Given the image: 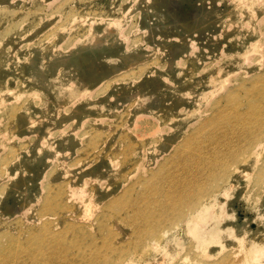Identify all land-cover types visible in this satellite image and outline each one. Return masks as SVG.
I'll return each instance as SVG.
<instances>
[{"label":"rangeland","instance_id":"374dc122","mask_svg":"<svg viewBox=\"0 0 264 264\" xmlns=\"http://www.w3.org/2000/svg\"><path fill=\"white\" fill-rule=\"evenodd\" d=\"M260 74L264 0H0V220L8 224L0 223V249L2 232L17 235L18 221L41 227L49 184L69 187V214L96 232L104 204L119 194V180L128 173L135 171L127 181L135 187L127 192L157 184L164 191L159 203L166 204L190 181L210 183L218 168L209 156L223 173L264 127L248 116L246 126L225 122L228 128L198 134L193 128L214 116L212 104L235 78L252 82ZM13 108L19 112L9 125ZM101 150V159H94ZM262 168L261 158L243 165L210 198L193 230L181 219L156 226L147 218L138 220L136 238L128 225L114 222L112 230L122 237L116 243L143 237L139 249L146 236L150 243L157 231H168L152 251H138L124 264L246 261L251 246L264 245ZM142 172L161 178L139 183ZM63 229L53 221L52 230ZM103 241L98 234L97 246ZM71 251L77 253L70 250L64 264L74 260Z\"/></svg>","mask_w":264,"mask_h":264},{"label":"bare ground","instance_id":"6f19581e","mask_svg":"<svg viewBox=\"0 0 264 264\" xmlns=\"http://www.w3.org/2000/svg\"><path fill=\"white\" fill-rule=\"evenodd\" d=\"M99 29L101 30L103 28H98V30ZM96 40H98L97 37ZM95 43L94 41L93 44ZM90 45L91 44H88L82 49H88ZM105 49L109 51L110 47H105ZM79 60H83V58ZM230 79L227 80L230 81ZM234 82L230 90L212 104L211 110L214 116L204 120L200 125L193 128L192 133L198 134L210 127L228 128L225 122H228L229 125L233 127L246 126L249 123V120H247L248 116L251 117V123L252 121L259 120L260 124L258 129L264 127L261 123V120L264 123V74L258 75L252 82L250 79L246 80L241 78H235ZM27 95H29V93H27ZM22 96L20 95L19 98ZM1 101L2 98L0 99V103ZM237 104H246L247 109L243 111L244 109L242 107V110H240L236 106ZM226 107L229 111H232L229 115L226 113ZM18 112L19 109L17 108H13L8 112L7 120H13L12 122H7L9 125L14 123ZM212 136L214 138L216 137L214 134H212ZM253 136V145L250 147L246 146L242 149V151H245L244 157L238 159V154L233 165H226L224 172L221 174L219 161L216 160L214 156H209V158L217 164L215 166L218 168L216 174L209 176L210 183H207L205 180H197L196 182L190 181L186 184L181 194L176 193L169 195L168 204L165 202L159 203L160 201L158 198L161 197V193L164 191L157 184L150 186L148 191L143 193L140 191L135 192V188H133V192L135 193L131 194L127 192L128 188L135 187L131 182H127L130 180L128 176L135 171L126 174L123 179L119 180V188H121L119 194L104 204L105 212L97 218L98 229L96 232H91L88 227L84 225H77L79 216L76 217L71 215L73 213L69 214L71 211L68 210L66 201V190L69 189V187L67 186L68 188L66 189L64 184H49V186H47L49 192L42 204V218L39 219L42 221V229H40V226H31L28 224H26V228H24L22 221H18L15 225L18 230L17 235L7 230L3 231L1 238H3L6 243L1 242L0 264H28L26 259L31 260L34 264H57V260L64 264L68 259L66 255L69 254L70 250L77 252H70V256L74 258L70 264H124L126 260L136 256L138 251L144 252L147 247L152 251V247L157 245V242L154 243L157 241L156 239L162 238L168 231H165V233L157 231L155 233V241L150 243H148V237L146 236V242L143 244L144 246L139 249L143 237L133 242L125 240L122 242V245L116 243L120 240L122 241V237L112 230L114 222H117L118 225L121 226L128 225L136 238L139 235L138 227L136 226L138 220L142 221L147 218H151L152 221H155L156 226H161L166 223V220L170 221L172 218H175L177 220L181 219V225L184 224L189 230H193V227L198 228L201 219L209 211L207 210L205 213H202L211 205L212 201L210 198L223 191L224 186L229 183L231 176L233 177L241 173L242 166L248 164L252 159L259 160L261 158L264 160V131H260L257 135L254 134ZM196 144L197 141L190 143L194 149ZM98 148H100V146ZM101 153H103L102 150L99 153H92L93 158L96 160L101 159L103 156ZM195 153L196 151H193L188 157H194ZM179 154L180 152H177L174 155L180 157ZM216 158L219 159L220 155L217 154ZM231 166H234V168ZM143 168L144 166L141 170H143ZM142 174L143 179L140 180L139 183H143V181L147 179L151 182L154 176L158 177V179L161 178V174H156L154 172H142ZM258 178L264 186V168H262L258 174ZM203 182L206 185L203 184ZM263 192L264 190L262 193ZM71 193L68 194L71 195ZM158 193L160 194L157 196ZM227 194L228 191L224 193L225 196ZM72 196L73 195H71V198ZM136 203L138 206L140 205L138 211L137 206H135ZM132 208H135V213L128 216V211ZM54 220L60 222L65 230L63 229L60 232L52 230V223ZM0 223L3 226H8L3 220H0ZM151 231L153 232L154 229H151ZM214 232H216L214 234L216 237L219 230H215ZM98 234L104 235L103 245L100 247L96 244ZM204 244L207 245V243ZM249 250L253 254L250 257L251 259L248 258L246 261H241L236 264H264V245L255 244L253 247L251 246ZM201 262L204 263L205 260Z\"/></svg>","mask_w":264,"mask_h":264}]
</instances>
